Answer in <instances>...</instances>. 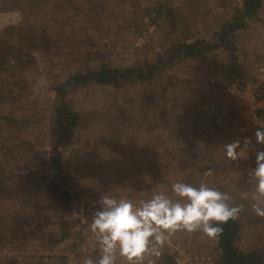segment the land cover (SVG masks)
Returning a JSON list of instances; mask_svg holds the SVG:
<instances>
[{
	"label": "rangeland",
	"instance_id": "obj_1",
	"mask_svg": "<svg viewBox=\"0 0 264 264\" xmlns=\"http://www.w3.org/2000/svg\"><path fill=\"white\" fill-rule=\"evenodd\" d=\"M157 4L176 9L177 28L153 21L141 32L137 26L146 10ZM240 4L241 0H0V34L6 26L26 20L49 37L33 63L15 71L18 81L25 83L24 88L11 89L20 97L0 105L3 114L12 112L17 121L12 142L26 162L16 170L30 180V193L37 197L28 209L13 201L0 202V264H77L81 255L76 246L88 235L102 195L147 200L162 191L171 195L173 182L207 183L228 193L229 202L241 206L236 217L242 227L238 248L264 253V217L253 210L254 204L264 207V196L256 193L250 177L255 163L247 151L236 164L225 156V149L216 151L220 157L211 154L206 143L219 148L223 138L218 137L230 131L225 125L229 103L201 79L218 72L248 79L264 64V2L257 17L246 19L247 26L235 33L233 55L218 49L199 65L181 61L147 83L114 90L94 85L69 88L64 102L86 119L72 144L60 148L59 154L51 132L55 93L84 63L145 66L167 60L173 41L195 36L212 42L213 33ZM10 76L3 74L0 81L11 82ZM208 129L213 137L204 136ZM54 155L59 169L52 165ZM54 185L69 203L55 200ZM168 237L182 241L193 253L211 255L216 264L213 238L183 229ZM149 261L157 264V256L146 255L143 264Z\"/></svg>",
	"mask_w": 264,
	"mask_h": 264
},
{
	"label": "trees",
	"instance_id": "obj_2",
	"mask_svg": "<svg viewBox=\"0 0 264 264\" xmlns=\"http://www.w3.org/2000/svg\"><path fill=\"white\" fill-rule=\"evenodd\" d=\"M263 2L264 0H241L240 6L234 8L230 18L226 19L220 25L219 30L213 33L214 40L212 42L195 36L189 40L184 38L180 41H173L174 43L170 46V57L167 60L160 58L145 66L112 67L101 63L92 67L84 63L83 67L77 69L55 93L56 103L51 118V132L54 138L53 149L56 154L60 153V148L72 144L76 130L86 119V114L71 109L64 102L63 95L69 88L94 85L99 88L114 90L120 85L147 83L156 78L162 71L170 69L181 61L192 60L199 65L207 55L218 49L227 50L233 55L235 33L247 26L246 19L257 17ZM146 11V17L137 26L141 27V32L145 30L148 22L153 21L157 22L158 25L161 22H166V27L172 30L177 28L176 9L166 4H157L151 10ZM48 41L49 37L46 32H36L26 20H21L4 28L3 33L0 34V76L3 77V74L10 73V80L15 82L5 83L4 79L0 81V105L20 97L19 92L11 90L20 86L21 88L25 87V83L18 81V73L33 63L35 53L43 51ZM236 76L243 79L240 74ZM6 85H9L10 88H7ZM1 119L3 122H0V202L13 201L21 209H28L30 202L37 197L30 193L28 188L31 185L30 180L24 177L20 171H17L18 169L16 170L17 167H23L26 162L24 157L20 158L18 155L21 151L18 149V144L12 142L15 138L13 131L17 126V121L12 112L3 114L0 108ZM23 119L19 120L18 123H23ZM12 128L14 129L12 130ZM2 138H7L9 141L3 143ZM15 147L18 149L16 152ZM51 160L53 167L59 169L56 162L58 161L57 156H52ZM57 190L56 185L51 189L55 200L64 203L71 201L70 198H64L63 194ZM220 226L222 232L213 238L215 241L214 250L218 255L216 264H264V253L256 250L245 252L238 248L237 242L240 239L241 228L236 218L230 219ZM79 244L80 242L76 247ZM159 259L160 264H172L171 257L166 253L159 255Z\"/></svg>",
	"mask_w": 264,
	"mask_h": 264
},
{
	"label": "clouds",
	"instance_id": "obj_3",
	"mask_svg": "<svg viewBox=\"0 0 264 264\" xmlns=\"http://www.w3.org/2000/svg\"><path fill=\"white\" fill-rule=\"evenodd\" d=\"M254 135L256 144L264 145V126L257 127ZM244 144H252L251 138L246 137ZM224 147L230 161L242 157L237 151L239 140ZM254 163L250 177L255 181L256 193L264 196V149L255 150ZM230 199L228 193L207 183L194 186L184 182H173L171 195L162 191L135 202L124 196L102 195L89 225L96 237L99 258H87L84 264H117L118 256L127 264H143L146 255L159 256L157 246H163L168 235L179 229L215 238L222 232L220 225L235 219L241 211V206H233ZM253 210L264 217V207L254 204Z\"/></svg>",
	"mask_w": 264,
	"mask_h": 264
},
{
	"label": "built area",
	"instance_id": "obj_4",
	"mask_svg": "<svg viewBox=\"0 0 264 264\" xmlns=\"http://www.w3.org/2000/svg\"><path fill=\"white\" fill-rule=\"evenodd\" d=\"M261 17L264 22V11ZM201 79L206 86H212V89L229 103L225 122L230 130L227 143L239 140L240 147L237 151L241 153L247 151L254 162L255 150L264 149V145L256 144L254 135L257 127L264 126V64L259 65L248 79H241L225 72ZM246 137L251 138L252 144H244ZM240 159L230 162L236 164ZM157 248L160 254L166 253L171 257L172 264H215L211 255L193 253L178 239L169 240L167 237L163 246ZM78 252L83 255L99 253L96 237L91 231L79 244Z\"/></svg>",
	"mask_w": 264,
	"mask_h": 264
},
{
	"label": "crops",
	"instance_id": "obj_5",
	"mask_svg": "<svg viewBox=\"0 0 264 264\" xmlns=\"http://www.w3.org/2000/svg\"><path fill=\"white\" fill-rule=\"evenodd\" d=\"M220 99V98H219ZM223 99V98H222ZM222 99H220L219 101H221ZM208 132H205V135L204 136H209V137H213V135L211 136V134L209 133V132H211L212 130H207ZM215 132H218V129H216V130H214ZM213 131V132H214ZM221 137L223 138L222 139V143H221V145H220V147L219 148H217L218 146H217V144L216 143H214V142H207L206 143V145H210V151H211V154H214V156H217L218 154H217V152L220 150H222V149H225L224 147H222V146H225V144L227 143V140L229 139V137H228V133L225 135V136H219L218 137V140H220L221 139ZM224 137H225V139H224ZM206 138V137H205ZM218 140H217V143H218ZM211 144H213L214 146H212ZM217 151V152H216ZM222 152V151H221ZM224 153V152H223ZM220 155H221V153L218 155L219 157H220ZM226 156V155H225ZM207 174V173H206ZM241 230H242V227H241ZM59 242V241H58ZM57 242V243H58ZM61 244V243H60ZM57 245V244H56ZM189 245V244H188ZM189 247H192V246H189ZM193 248V247H192ZM79 253V252H78ZM81 256H80V261L81 262H79L78 261V263L77 264H84V260L85 259H87V258H91V259H93V261H95V260H97L98 258H99V256H96L95 257V255H83V254H80ZM161 255V254H160ZM92 256V257H91ZM82 258H83V260H82ZM157 259H158V263L157 264H160V259H159V256H157ZM117 264H127V262L124 260V258H122V257H117Z\"/></svg>",
	"mask_w": 264,
	"mask_h": 264
}]
</instances>
